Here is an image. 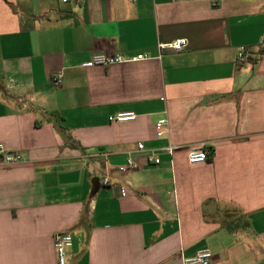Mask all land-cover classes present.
Segmentation results:
<instances>
[{
  "label": "crops",
  "instance_id": "1",
  "mask_svg": "<svg viewBox=\"0 0 264 264\" xmlns=\"http://www.w3.org/2000/svg\"><path fill=\"white\" fill-rule=\"evenodd\" d=\"M0 145V264H264V0H0Z\"/></svg>",
  "mask_w": 264,
  "mask_h": 264
},
{
  "label": "built area",
  "instance_id": "2",
  "mask_svg": "<svg viewBox=\"0 0 264 264\" xmlns=\"http://www.w3.org/2000/svg\"><path fill=\"white\" fill-rule=\"evenodd\" d=\"M68 0H63L66 3ZM82 1V0H79ZM135 2L136 0H131ZM188 47L187 39H177L169 44H159L160 49L169 48L173 51L180 52ZM147 55H139L136 60L141 61L148 59ZM237 60L241 64H245L248 62V55L245 47H240L237 52ZM128 60L121 54H96L93 56L91 63L93 65H116L127 62ZM61 75L56 76L54 79V85H58L60 83ZM137 119V115L134 113H120L116 116L110 117V122H129ZM167 124L166 119L160 120L156 124V129L158 136H162L164 134V127ZM138 150L143 151L144 145L138 144ZM173 152V148L169 149ZM208 150L204 147L192 151L189 153L188 160L191 164H201L205 163L208 160ZM0 159L3 160L6 165L19 164L24 161L23 156L19 152H8L2 145H0ZM156 164L160 163L159 159L154 160ZM137 167L135 161L132 158H128L124 165L118 167V171L121 174H124L132 169ZM100 183L106 187H114L120 190L122 196H126L127 192L123 186L116 185L112 183L108 176H103L100 180ZM73 245V238L69 232H60L56 235L54 241V247L57 253L58 264H67L66 261V252L67 249L71 248ZM214 256L212 252L208 249L200 250L194 257L184 258L183 264H213Z\"/></svg>",
  "mask_w": 264,
  "mask_h": 264
}]
</instances>
